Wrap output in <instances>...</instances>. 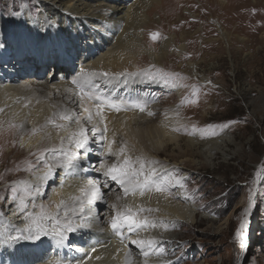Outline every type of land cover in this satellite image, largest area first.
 Masks as SVG:
<instances>
[{
	"label": "bare ground",
	"instance_id": "6f19581e",
	"mask_svg": "<svg viewBox=\"0 0 264 264\" xmlns=\"http://www.w3.org/2000/svg\"><path fill=\"white\" fill-rule=\"evenodd\" d=\"M156 1L35 0L39 14L32 18L31 10H24L17 30L32 36L40 33L42 37L33 46L43 45L45 61L54 58V65H59L57 47L67 54V69L79 64L76 74L67 80L51 71L45 80L37 75L19 76L21 71L26 73V60L14 62L8 57L18 54L17 47L23 48L24 43L13 38L8 17L0 11V42L5 45L0 48V122L7 124L0 133L16 130L12 141L1 143L25 155L24 167L29 173L26 179L14 181V192L0 206V264H170L165 248L175 239L171 225L197 220L196 204L184 185L189 176L181 171L179 160L194 161L197 150L212 162L233 136L227 132L208 139L181 135L179 130L186 121L179 110L148 105L145 89L154 88L153 82L122 75L140 70L139 53L159 62L174 41L168 37L159 50H154L143 39L141 28L148 19L145 9ZM28 56L30 62L33 58ZM147 83L150 86L145 87ZM110 88L112 93H108ZM120 89L122 93H118ZM176 92L182 96L184 90L177 88ZM82 129L88 147L77 149L75 139L79 135L70 137ZM170 145L179 150L177 156L170 157L172 163L158 156ZM77 152L78 160L71 168L66 167V154ZM90 157L101 160L89 164ZM125 159L137 171L143 165L144 174L155 170L151 176L155 183L144 196L131 191L125 196L122 186L104 174L114 164L122 166ZM94 165L98 167L90 168ZM89 171H96L97 177ZM138 179L143 181L144 175ZM50 181L44 191L42 185ZM111 186L115 191L102 210L96 206L102 201L100 197L93 196L89 203L94 189L102 194L101 190ZM125 186L131 189V184ZM157 186L164 191H155ZM125 206L132 208L137 220L147 219L150 226L129 232L124 225L120 233L114 232L111 220L117 211L124 212ZM102 214L106 216L101 222ZM68 224L74 231H66ZM60 232L64 233L63 240L57 235ZM10 237L19 238L11 241ZM140 240L145 243H132ZM142 248L148 256L143 255Z\"/></svg>",
	"mask_w": 264,
	"mask_h": 264
},
{
	"label": "rangeland",
	"instance_id": "374dc122",
	"mask_svg": "<svg viewBox=\"0 0 264 264\" xmlns=\"http://www.w3.org/2000/svg\"><path fill=\"white\" fill-rule=\"evenodd\" d=\"M26 9L31 10L32 18L39 14L35 0H0V11L8 17L13 38L24 43L23 48L17 47L18 54L8 57L14 62L26 60V73L21 71L19 75L24 78L34 75L38 69L36 61L46 62L43 54L38 60L30 51L34 48L43 53L42 44L33 46L40 33L32 36L17 30ZM145 11L148 19L141 31L146 44L159 50L168 37L174 41L159 62L139 53L141 68L128 79L140 77L153 82L155 87L146 88L147 94L142 87L148 105H156L159 110L167 107L179 110L186 121L179 130L181 135L208 139L227 132L233 136V141H228L212 162L206 161L197 150L194 161L179 160L181 171L189 176L184 185L196 204L197 220L192 224L171 225L175 239L165 248L169 263L264 264V0H158ZM152 33L159 34L156 40L151 38ZM181 44L185 45L183 49L179 48ZM56 49L59 65L48 62L40 80H45L50 71L66 80L67 74L77 71V65L66 68L67 54ZM28 54L34 57L30 62ZM145 72L149 75H144ZM177 88L184 90L182 96L177 94ZM111 89L108 93L113 92ZM118 93H122L121 89ZM6 125L0 122V132ZM0 135V206H3L14 192V181L26 179L29 173L24 167L25 155L3 143L12 141L16 130L9 128ZM178 153L170 145L158 156L172 163L170 157ZM100 160L101 157H90L89 164ZM89 172L91 176L98 175L96 171ZM51 184L52 181L42 185L44 191ZM101 191L102 201L96 204L99 210L111 201L115 189L111 186ZM105 216L99 215V221Z\"/></svg>",
	"mask_w": 264,
	"mask_h": 264
},
{
	"label": "snow or ice",
	"instance_id": "6c2138e0",
	"mask_svg": "<svg viewBox=\"0 0 264 264\" xmlns=\"http://www.w3.org/2000/svg\"><path fill=\"white\" fill-rule=\"evenodd\" d=\"M158 35H159L158 33H152L151 38L153 40H156L158 38ZM4 46H5L4 43L0 42V48H3ZM104 75H107V73H105ZM122 75H136V74L135 73H124ZM144 75H149V74L147 72H145ZM172 75L174 76L177 74H172ZM96 99L99 100L100 98L96 97ZM111 106L113 108H116L117 110H119V108L117 107V105L115 103H112ZM137 106L139 107V105H137ZM140 110L143 111V108H141ZM85 111H88V109H85ZM96 114L99 116L101 113L98 110ZM61 119H71V118L62 116ZM88 120L89 121L92 120V114L91 113H89V115H88ZM76 123L79 124L80 123L79 120H77ZM57 127H62V125H57ZM225 127H226V125H225ZM92 132H93V135H95L96 129L93 128ZM76 135H79L80 138L75 139V147L77 149L84 148L85 145L88 144V139H87V136L85 135V131L82 129L78 134L74 133L73 136L70 137V139H74ZM109 148H111V145H109ZM121 153H123V149H121ZM66 155H67V163L65 166L71 168L74 165L75 161L78 160L80 154H79V152H77L74 154L69 153ZM143 167L144 166L141 165L140 171H137L134 168H132L129 164V161L127 159H125L124 164L122 166L114 164L104 174L111 176V179L113 181L119 183L122 186V189H123L125 196H127L130 191L133 195L138 193L140 196H144L145 192L150 191L152 189L153 184L155 183L151 179V176L155 174V170L153 169L151 173L144 174L143 173ZM142 174L144 175L143 181L138 179ZM132 178H136L134 183L132 182ZM90 183H93V185H94V182H90ZM128 184H131V189L129 187L125 186ZM155 191L163 192L164 188L161 186H157V187H155ZM86 195H88V194L86 193ZM93 196L100 197L102 199V194L99 193L98 190L94 189L93 194L89 196V203L92 202ZM249 199L251 200V196L249 197ZM21 203L23 204V201H21ZM63 203L64 202L61 201V204H63ZM113 207H115V205ZM250 208H251V205H250L249 209L245 210L246 215L250 211ZM140 210L143 211L144 209H140ZM148 210L151 211V209H148ZM124 225L128 226L127 230L129 232H134V231H137V230L142 229L144 227L150 226V222L147 221V219L137 220L133 214L132 208L125 206L124 212L117 211L115 213V215L113 216V218L111 220V228L114 230V232L120 233L121 229H123ZM244 227H245V224L242 223L240 225L241 230H243ZM66 231H68V232L74 231L71 224H68L66 226ZM57 235H59L62 240L65 238L63 232L57 233ZM236 235H237V237L241 236V232L238 231L236 233ZM18 238L19 237H10L9 240L14 241ZM28 238H32V237L29 236ZM36 238H39V236L37 235ZM132 243L143 245L145 243V241H143V240L132 241ZM148 243L151 244V241H149ZM141 251L143 252V255L148 256V252L144 251L143 248L141 249ZM160 251L163 252L164 249L161 248Z\"/></svg>",
	"mask_w": 264,
	"mask_h": 264
}]
</instances>
